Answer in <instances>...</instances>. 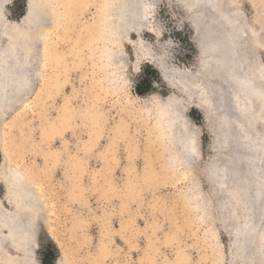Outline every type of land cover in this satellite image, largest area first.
<instances>
[{
    "label": "rangeland",
    "instance_id": "rangeland-1",
    "mask_svg": "<svg viewBox=\"0 0 264 264\" xmlns=\"http://www.w3.org/2000/svg\"><path fill=\"white\" fill-rule=\"evenodd\" d=\"M145 2L136 25L133 0H1L3 54L19 39L33 55L29 89L0 109V203L14 212L10 187L26 182L36 264H264L259 235L247 261L232 246L241 199L233 190L222 199L205 171L225 154L210 130L217 120L205 119L196 88L180 87L182 75L210 82L197 11L182 0ZM225 8L236 10L249 71L263 88L264 0H226ZM252 105L259 134L264 93ZM186 130L190 163L179 145Z\"/></svg>",
    "mask_w": 264,
    "mask_h": 264
},
{
    "label": "bare ground",
    "instance_id": "bare-ground-1",
    "mask_svg": "<svg viewBox=\"0 0 264 264\" xmlns=\"http://www.w3.org/2000/svg\"><path fill=\"white\" fill-rule=\"evenodd\" d=\"M225 1L182 0V3L190 7L193 12L197 11V14L193 15L195 16L193 26H195V34L199 35L197 42L204 56V70L210 82L199 86L193 81L188 82V77L187 80L183 79L184 75L180 74L182 85L181 83L178 85L187 93L196 88L197 99L203 98L205 102V119L217 120L215 131L212 127L210 130L215 147L224 149L225 154L221 156L218 163L208 165L205 171L214 179V185L216 190L220 191L222 199L228 198L232 190L241 199L239 205L242 213L237 219L239 224L232 246L245 260L250 253V251L247 253V250L256 241V237L259 235L264 240V128L257 134L252 128V121H249L250 116L254 115L253 98L260 97L264 93V87L261 88L256 84L252 77L254 72L249 71L253 69L254 64L249 63L245 46L240 44L242 31L237 18H234L236 10L226 9L228 5L225 8ZM144 3L146 4L145 0H133L130 11L133 24L137 25L145 20L146 5ZM28 8L26 17H31L34 20L33 26H36L38 24V21L35 22L38 18L37 10L30 4ZM31 11L33 15L30 14ZM120 15L121 21L123 16ZM0 21H2L1 12ZM3 27L5 26H0V35ZM12 38L13 36L10 35L9 39L12 40ZM25 43L18 39L15 42V48L5 53L8 54L10 63L5 59L4 51L0 46V109L10 107L12 102L29 89L27 86L32 81L30 69L33 45L30 42ZM161 64L163 65V62ZM159 69L163 78L167 80V73L161 67ZM174 70L172 72L176 74ZM227 95L231 98L229 103L226 102ZM244 109L248 111L247 114H243ZM209 124L211 126V121ZM193 142L192 130H186L181 134L179 145L183 148L187 162L193 156L191 152L194 150ZM27 193L26 182L17 179V182L10 187L8 196L14 206V212L7 213L0 203V255L6 258L4 261L0 259L2 264H36L31 252L36 234L33 226L35 214L33 217L30 212V209L35 206V201L30 199ZM230 197L231 203L234 204L236 202L232 199L234 196ZM21 214L26 221L22 222ZM9 249L19 252L20 259L13 261L7 255Z\"/></svg>",
    "mask_w": 264,
    "mask_h": 264
}]
</instances>
